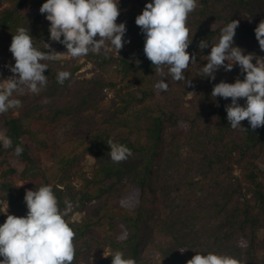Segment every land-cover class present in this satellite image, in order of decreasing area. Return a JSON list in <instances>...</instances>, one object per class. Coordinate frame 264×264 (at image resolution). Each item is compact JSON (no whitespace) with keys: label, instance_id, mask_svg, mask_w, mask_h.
<instances>
[{"label":"trees","instance_id":"1","mask_svg":"<svg viewBox=\"0 0 264 264\" xmlns=\"http://www.w3.org/2000/svg\"><path fill=\"white\" fill-rule=\"evenodd\" d=\"M6 2L0 9V82L14 75L9 48L20 27L28 29L41 52L67 50L50 39V22L40 12L46 0ZM117 3L119 8L124 4ZM140 14L117 18L130 39L124 55L118 60L113 54L93 55L98 67L117 62L120 82L82 78L80 66L60 59L42 61L51 83L31 100L23 88L14 92L21 106L0 114V135L13 142L9 149L0 144V187L15 193L24 210L26 189L16 184L19 175L29 190L51 186L61 211L66 200L72 203L64 218L75 232L73 264H93L94 243L98 252L109 249L99 264H112L116 251L136 264H155L144 252L156 235L169 240L167 246H157L163 264H187L196 254L209 252L233 257L238 264H264V127L253 131L245 120L247 131L233 129L226 111L231 98L211 95L216 84L226 82L227 73L234 77L231 83L244 79L238 64L231 71L219 69L215 80L203 72L212 44L233 20L239 21L233 46L264 58L255 35L264 20V0H197L186 23L192 40L187 51L196 62H190L181 81L166 67L157 71L145 56V36L135 23ZM202 40L209 47L200 49ZM60 71L71 73L63 85L56 79ZM161 80L168 83L167 91L155 87ZM108 90L115 93L111 108L106 106ZM193 95L199 104L189 112L184 105ZM245 99L238 103L245 106ZM109 140L131 150L127 161L110 159ZM66 143L82 151L69 155ZM17 146L23 149L19 156ZM87 155L95 159L90 176ZM43 158L57 164L58 171L51 172ZM96 202L103 206L92 208ZM77 213L83 214L81 221L73 220ZM102 228L99 240L93 230Z\"/></svg>","mask_w":264,"mask_h":264},{"label":"clouds","instance_id":"2","mask_svg":"<svg viewBox=\"0 0 264 264\" xmlns=\"http://www.w3.org/2000/svg\"><path fill=\"white\" fill-rule=\"evenodd\" d=\"M196 7L197 0H152L135 21L145 36L147 59L157 71L166 67L176 81L185 79L184 72L190 62H196V57L187 51L192 40H189L186 26L189 14ZM40 12L47 14L51 41L63 44L67 52H41L34 47L28 29L18 28L9 48L15 65L8 67L14 75L0 82V114L21 106V101L13 98L14 92L27 87L31 92L39 93L40 87L47 84L44 73L48 65L42 61L60 60L65 54L79 59L89 53L99 54L102 48L107 54L110 49L106 45L119 53L124 47L126 26L116 22L120 15L117 0H46ZM238 25L239 21L233 20L221 30L218 42L212 44L203 72L215 80L219 69L231 71L234 65H239L241 74L246 73L244 79H237L235 83L222 81L214 86L211 95L231 98L226 111L233 129L247 131L242 126V121L247 120L255 131L264 127V58L245 55L241 48L233 46ZM255 35L264 51V20L256 27ZM44 46L51 48L47 43ZM199 47L205 49L209 44L202 40ZM70 76V72L60 71L56 79L63 85ZM155 87L167 91L169 85L161 80ZM241 98H246L245 106L238 103ZM0 144L9 149L13 142L0 135ZM107 144L111 149L108 156L114 163L125 162L132 155L123 144L112 140ZM22 152V147L15 148V155ZM24 199L28 209L26 217L8 215L5 223L0 225V257L3 258L0 264H73L75 232L64 218L71 212L72 203L66 200V207L61 211L51 186L28 190ZM111 257L112 264H136L134 259H125L121 251ZM187 264H238V261L209 252L207 255L196 254Z\"/></svg>","mask_w":264,"mask_h":264},{"label":"rangeland","instance_id":"3","mask_svg":"<svg viewBox=\"0 0 264 264\" xmlns=\"http://www.w3.org/2000/svg\"><path fill=\"white\" fill-rule=\"evenodd\" d=\"M118 2H122L124 3L122 6H120L119 11H120V15L118 16L119 20H122L123 17L128 13V12H132V13H142L143 10L145 9L146 5L150 2H152V0H118ZM6 0H0V9L3 8L5 6ZM124 47L120 50L119 53H117L115 51V49L110 48V45H106L105 47L109 48L110 50L107 52V54H113L114 59L118 60L119 56L124 55L125 54V50L128 49L129 46V41L130 39L128 37H124ZM67 50L64 51H59L57 53H66ZM124 52V53H123ZM100 53H105L104 49L102 48ZM99 53V54H100ZM93 55H97L96 53H89L87 56L85 57H81L79 59H75L72 58L70 56H68L67 54L63 55L61 60L67 62L70 61V63H72L73 66H80L81 70L79 72V76H81L82 78H88V77H92V76H102L104 77L108 82L109 81H115V82H120V75L118 74V65L117 62H115L116 64H112V66H106V67H98L93 61ZM228 62V61H227ZM223 71H225V69L223 68ZM227 78H226V82L231 83L234 80V77H232L230 74L228 75L227 73ZM51 83L50 80L47 79V85H49ZM45 86H41L40 87V91L39 93L44 89ZM23 91H24V97L26 100H31L32 97H34L35 95L39 94V93H33L31 92L27 87H23ZM114 96L115 93L113 90H108L107 94H106V106L108 107H114V105L116 104L115 100H114ZM198 100L197 98L193 95L187 98L184 108L191 112L194 109L197 108L198 106ZM4 130L6 129L5 127H2ZM239 136V135H237ZM64 141V138L62 139ZM66 141V140H65ZM65 149L68 151L67 154L69 155H73L75 153L81 152L82 151V147H76L73 146L72 144L66 143L65 144ZM44 161H47L46 164L47 166H49L51 168V172H57L58 171V165L55 164L54 162H51L48 159L43 158ZM262 168L264 169V159L261 163ZM95 167V159L93 156L91 155H87L86 156V171L88 173V175H92L93 169ZM22 170V169H21ZM21 172V171H20ZM57 180V177L54 178L53 183ZM15 182L17 185L20 186H25L26 191L29 190V186L26 185V181L23 180L20 175L18 177H15ZM14 195H12V193L7 194L1 187H0V225H3V223H5L7 216L8 215H15L18 217H26L27 213H28V209L24 210L23 206L21 205V199H16L15 193H13ZM2 198H9L8 201L3 200ZM103 206L102 203L96 202L95 204L92 205V208L95 209H99ZM83 218V214L81 213H77L74 215L73 220L74 221H81ZM93 234L99 239L102 240L104 238V229H94L93 230ZM154 243L151 244L144 252V258L147 260L152 261L155 264H163L164 261L162 259V255L160 254V252L157 250V246H167L169 244V240L162 237V236H158L156 235L154 237ZM98 243H94L93 245V259H92V263L93 264H99V261L101 258H103L104 256H106L108 254V250L109 249H105V251L103 252H98Z\"/></svg>","mask_w":264,"mask_h":264}]
</instances>
